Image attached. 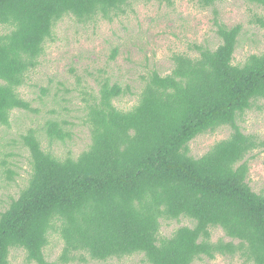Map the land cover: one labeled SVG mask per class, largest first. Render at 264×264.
Returning <instances> with one entry per match:
<instances>
[{
	"label": "trees",
	"instance_id": "1",
	"mask_svg": "<svg viewBox=\"0 0 264 264\" xmlns=\"http://www.w3.org/2000/svg\"><path fill=\"white\" fill-rule=\"evenodd\" d=\"M132 1L0 0V125L10 127L14 111L38 112L19 90L40 66L60 23H111ZM220 1L199 5L209 9ZM251 1L264 6V0ZM254 23L264 30L263 17ZM215 25L221 44L215 50L195 46L194 57L174 54L166 75L147 72L130 110L114 102L135 95L131 88L103 80L99 96L85 107L91 145L78 157L59 158L43 148L44 137L50 144L72 137L65 122L49 119L21 135L31 174L0 211V264H11L13 251L23 252L27 264L103 263L136 255L146 264H194L219 256L264 264V196L249 183L250 155L264 143L239 126L246 113L264 110V51L235 64L243 27L218 19ZM225 127L231 130L227 139L201 157L192 154L195 139ZM6 173L13 180V172ZM183 219L191 226L161 235L163 224ZM213 229L228 240L213 242ZM53 235L63 249L48 262Z\"/></svg>",
	"mask_w": 264,
	"mask_h": 264
},
{
	"label": "rangeland",
	"instance_id": "2",
	"mask_svg": "<svg viewBox=\"0 0 264 264\" xmlns=\"http://www.w3.org/2000/svg\"><path fill=\"white\" fill-rule=\"evenodd\" d=\"M199 1L171 0L168 5L158 0H134L125 15L111 23L101 19L80 25L66 19L59 24L56 39L46 45L40 66L30 73L28 84L19 90L38 112L14 111L10 127L0 125V211L8 208L31 174L29 152L19 144L21 135L29 129L40 128L49 119L65 122V129L72 134L65 143L50 144L47 137L42 139L43 148L59 158L78 157L89 148L91 135L83 124L85 107L87 101L99 96L103 80L110 79L112 84L117 83L126 91L127 87L131 88L135 95L128 94L114 102L118 109L130 110L137 103L139 89L144 84L141 77L147 72L156 70L166 75L172 68L174 54L194 57L197 55L195 46L215 50L221 44L215 25L217 19L227 27H243L235 64H242L248 56L264 51V30L254 23L257 17L264 18L263 5L251 0H222L214 8L202 9ZM42 89L46 90V95ZM260 105H264V101ZM239 126L245 134L256 135L264 143V110L246 113ZM230 134L231 130L225 127L198 137L190 145L192 154L197 158L203 156ZM249 162L250 186L255 193L264 196V146L250 155ZM7 171L13 172V180H8ZM183 225L191 226V222L183 219L181 224H163L161 235L170 237ZM211 234L213 242L226 239L221 229H213ZM62 249V240L53 235L46 249L48 262H55ZM11 264H27L25 254L13 251ZM72 264L146 263L142 255H136L103 263L89 260ZM194 264L244 263L239 258L219 256L213 261Z\"/></svg>",
	"mask_w": 264,
	"mask_h": 264
}]
</instances>
